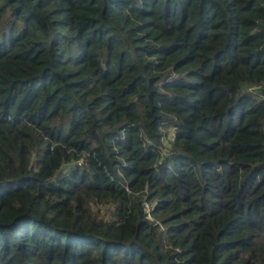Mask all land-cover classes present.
Masks as SVG:
<instances>
[{
	"label": "trees",
	"instance_id": "16d2710c",
	"mask_svg": "<svg viewBox=\"0 0 264 264\" xmlns=\"http://www.w3.org/2000/svg\"><path fill=\"white\" fill-rule=\"evenodd\" d=\"M0 264H264V0H0Z\"/></svg>",
	"mask_w": 264,
	"mask_h": 264
},
{
	"label": "rangeland",
	"instance_id": "374dc122",
	"mask_svg": "<svg viewBox=\"0 0 264 264\" xmlns=\"http://www.w3.org/2000/svg\"><path fill=\"white\" fill-rule=\"evenodd\" d=\"M163 143H164V141H163Z\"/></svg>",
	"mask_w": 264,
	"mask_h": 264
}]
</instances>
